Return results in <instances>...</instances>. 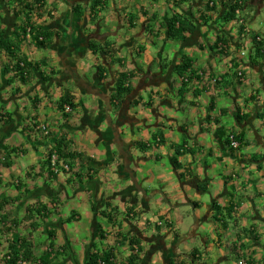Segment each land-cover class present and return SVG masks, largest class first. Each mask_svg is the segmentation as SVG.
Listing matches in <instances>:
<instances>
[{
	"label": "crops",
	"instance_id": "crops-1",
	"mask_svg": "<svg viewBox=\"0 0 264 264\" xmlns=\"http://www.w3.org/2000/svg\"><path fill=\"white\" fill-rule=\"evenodd\" d=\"M93 1H42L32 21L51 34L48 47L25 41L18 51L41 64L29 84H9L12 63L0 52V203L2 213L21 222L18 233L0 231L5 252L9 239L28 235L35 244L39 231L48 238L51 220L60 228L74 217L61 231L83 260L77 264L86 263L93 243L97 251L115 247L118 232L141 241L138 264L264 263V58L253 38L261 36L264 48L254 24L264 28V0H235L241 8L228 23L223 0H102L97 14ZM213 3L208 25L183 43L167 40L171 13L196 20ZM18 11L0 0V32L11 40L23 21ZM93 44L109 51L95 54ZM184 56L205 78L181 96L176 66ZM122 73L133 74L126 84L131 92L118 98ZM67 93L77 106L68 117L60 109ZM41 125L48 135L35 130ZM229 134L237 136L238 151L229 148ZM62 140L64 151L86 159L69 162L71 173L54 177L46 161ZM164 160L170 167H160ZM33 207H57L36 232L33 220L24 221ZM193 217L191 231H179ZM83 223L88 226L78 233L65 228ZM99 225L108 233L105 241L95 240ZM207 226L212 238L201 235ZM115 248L124 263L128 244Z\"/></svg>",
	"mask_w": 264,
	"mask_h": 264
},
{
	"label": "trees",
	"instance_id": "trees-1",
	"mask_svg": "<svg viewBox=\"0 0 264 264\" xmlns=\"http://www.w3.org/2000/svg\"><path fill=\"white\" fill-rule=\"evenodd\" d=\"M5 7L14 6V8H18L19 11L16 13L19 16L23 17V21L21 24L17 26L16 29V37L14 40L9 39V37H5L3 32H0V52L3 51L8 58H10L12 63V68L10 70L12 74V79L9 84H12L15 81H19L23 85H27L30 82L32 75L35 72L40 70L41 64L28 61L25 58H22L18 55V51L20 46L25 41H30L37 49H46L49 44V40L51 39V34L44 32L40 26H35L33 23L32 15H40L41 8H43L42 1L43 0H2ZM188 2V0L181 1V4ZM223 4L227 6L228 11L223 16V21L228 23L235 19L236 12L241 8L240 5L235 0H223ZM227 4V5H226ZM178 5L180 3L178 2ZM213 6H206V11L203 15H200L196 20H191L190 18L186 17L185 15H181L178 13H171L170 16L165 21V33L167 40L174 41L177 43H183L187 39L190 38L193 34H195L198 26L208 25L209 24V16L208 13L215 11ZM104 8V2L102 0H94L92 3V12L93 14H97L98 9ZM75 13L82 15L81 9H74ZM163 28V27H162ZM151 34L154 35V31H151ZM189 35V37H188ZM29 36V37H28ZM156 36V35H155ZM218 42L220 39H217ZM90 49L95 54L99 51H102L103 54H106L109 49L108 48H100L99 46L93 44ZM257 55L260 58H264V48L262 43L257 44ZM9 71V70H8ZM104 70L102 67L99 68V74L102 73ZM176 72L181 78L182 87L180 91V95H184L186 88L195 82L202 81V78L196 74L193 70V61L189 59L187 56L183 57L182 63L179 66H176ZM52 75H55V72H50ZM101 76V75H100ZM103 76V75H102ZM101 76V78H102ZM133 78L132 73H122L118 79L117 86H116V96L119 98L122 95H129L131 92L130 87H126L128 81ZM68 105L71 108V113L76 110V105L73 103V98L70 94H65L64 97L60 100V109L63 111L64 115L68 117L70 114L64 112V106ZM264 117V116H263ZM240 119V118H239ZM2 122L5 124H10L12 122V118L8 116L2 117ZM238 140V139H237ZM227 144L229 142L227 140ZM65 144V141L62 140L60 144H58L54 151L50 153H55L59 156V159L69 164L72 161L79 159H86L83 157L82 154L79 153H72L66 152L62 148ZM143 145H141L142 147ZM49 155V158H50ZM46 161V166L49 169L50 175L56 177L55 174L50 167V161ZM88 160V159H87ZM176 163H174L175 165ZM5 166H8L7 163H4ZM5 204L0 203V231L4 232H15L18 233L19 227L21 226V222L14 218H10L9 213H2L4 211ZM232 207V205H231ZM54 208V212L52 210L47 209V207L38 208H28L26 213L27 216L24 218V221H31L33 222L30 225V228L33 232H36L41 225H45L49 218L53 216L57 209ZM93 210H96L93 206ZM233 208L231 209V211ZM230 211V212H231ZM229 212V211H228ZM36 216V217H35ZM103 217L107 218V221L111 226H116V221L113 219L109 214H103ZM74 217H69L62 222V225L70 224L75 219ZM11 219V220H10ZM219 221V219H216ZM157 228L158 225H156ZM46 234L49 238V245L44 251V253L36 258L34 255L35 251V244L32 243L29 239V236H17L16 238L9 239L8 241V248L6 249L5 254L1 259V264H53V261H56L62 255V252L65 249L62 247L56 248V241H57V229L53 227H47ZM108 233L105 232L102 227L99 225L95 232V240L98 241H105L107 239ZM116 246L123 247L124 245L128 244L131 254L125 259L124 263H120L116 258V246L111 247L102 251H97V244L93 243L92 249L94 252L88 255L87 261L85 264H138L140 261V254L142 253L141 241L135 237H128L121 232L116 234ZM34 249V251H33ZM195 260V259H194ZM170 264H175L174 262ZM247 264H257L253 259L249 260ZM264 264V263H262Z\"/></svg>",
	"mask_w": 264,
	"mask_h": 264
},
{
	"label": "rangeland",
	"instance_id": "rangeland-1",
	"mask_svg": "<svg viewBox=\"0 0 264 264\" xmlns=\"http://www.w3.org/2000/svg\"><path fill=\"white\" fill-rule=\"evenodd\" d=\"M14 7V6H13ZM262 16L264 17V9L262 11ZM254 18L256 17L255 15L253 16ZM254 24L256 27L259 26L260 28V31L263 32L262 34H264V28L261 26L260 24V21H254ZM32 58H33V55H30ZM36 131H38L37 129H35ZM239 150V149H238ZM237 150V151H238ZM49 157V156H48ZM163 159H166V158H163ZM163 164L167 167H170V163H169V160H164L163 163H160V167L162 168ZM160 168V170H162ZM165 168V170H166ZM164 171V170H162ZM154 188H157V187H154ZM67 216L70 215V211H66L65 212ZM188 224L185 226V227H181L179 226V231L181 232H190L191 231V228L194 226L195 222H196V219L193 217V219H186ZM58 219H54V220H51L50 223H54L53 225V228H57L59 229V234H58V241L56 242V248L58 249L59 247H63L65 249L64 252H62V255L60 258H58L56 261H53V264H77V263H83V260L79 261L78 260V257H76L77 255H74L73 252L70 250V247H69V242L67 240V236L62 233V229H63V225L61 224L60 225V228L58 227L59 224H58ZM65 225H68V224H65ZM44 227V225H41V227ZM88 226L87 223H83V224H71L69 226H66L65 228H68L67 231H77L76 233L79 232V230H82V228ZM24 229H26L27 225H23ZM42 229V228H41ZM26 234L28 233V231H25ZM209 233V228L208 226L206 228H203L201 229V235L203 236H207ZM24 234V233H23ZM24 234V235H26ZM28 236V235H27ZM207 237L209 238H212V236L208 235ZM34 241H35V244L39 247L35 248V250L37 251V256H35L36 258L40 257L44 251L46 250V248L48 247L49 245V239L47 238L46 235H44L43 233H41V231H39L38 234H35L34 235ZM109 247V246H107ZM5 248H6V238L5 236H3V234H1L0 232V264H1V259L4 255V252H5ZM226 249V248H225ZM59 250V249H58ZM223 250V249H222ZM225 251V250H224ZM84 258V257H83ZM81 259V258H80ZM234 260H229L228 261V264H232Z\"/></svg>",
	"mask_w": 264,
	"mask_h": 264
},
{
	"label": "built area",
	"instance_id": "built-area-1",
	"mask_svg": "<svg viewBox=\"0 0 264 264\" xmlns=\"http://www.w3.org/2000/svg\"><path fill=\"white\" fill-rule=\"evenodd\" d=\"M246 32H248V31L246 30ZM248 34H249V32H248ZM253 38H254L255 43H257V44L258 43H262L263 38L261 36L253 35ZM239 76H242V74L240 73ZM199 77L202 78V80H204V78H205L204 75L200 74V73H199ZM211 82L213 84H217L218 78L212 79ZM64 112L67 113V114H70L71 113V108L68 105H65L64 106ZM36 129L37 130H41V132H43L45 135L49 134V131H48V128H47L46 125H41L39 127H36ZM227 140L229 142V148L230 149H232V150L240 149V144H239V142L237 140V136L235 134H229L228 137H227ZM48 158H47V160H48ZM49 161H50L51 170L55 174L58 175V174H69V173H71L72 169H71L70 165L68 163L64 162L63 160L61 161L57 154L52 153L50 155ZM238 264H246V262L243 259H241V260L238 261Z\"/></svg>",
	"mask_w": 264,
	"mask_h": 264
}]
</instances>
